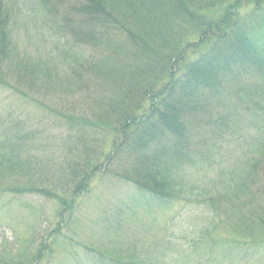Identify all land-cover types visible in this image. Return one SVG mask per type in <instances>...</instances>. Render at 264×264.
Segmentation results:
<instances>
[{
	"label": "trees",
	"instance_id": "1",
	"mask_svg": "<svg viewBox=\"0 0 264 264\" xmlns=\"http://www.w3.org/2000/svg\"><path fill=\"white\" fill-rule=\"evenodd\" d=\"M37 1L70 21L83 49L67 41V47L50 52L54 65L29 61L20 56L0 11V64L9 70L1 85L19 100L16 111L10 107L0 114V196L54 200L63 221L74 213L75 199L88 191L89 180L113 160L129 164L124 177L141 191L170 204L185 197L188 175L201 166L191 125L201 103L218 100L235 112L250 107L264 112V0ZM201 40L209 43L206 52L178 70L188 49ZM89 48L98 58L67 64L68 55ZM60 70L63 78L52 77ZM25 107L38 115L24 114ZM215 121L226 130L239 115L224 112ZM101 134L114 135L108 151L97 146ZM56 231L15 258L7 256L15 251H0V264H40L52 254ZM102 256L99 264H136Z\"/></svg>",
	"mask_w": 264,
	"mask_h": 264
},
{
	"label": "rangeland",
	"instance_id": "2",
	"mask_svg": "<svg viewBox=\"0 0 264 264\" xmlns=\"http://www.w3.org/2000/svg\"><path fill=\"white\" fill-rule=\"evenodd\" d=\"M0 6L21 57L54 65L50 52L67 47V41L78 51L82 48L76 42L79 31L70 21L43 10L39 1L0 0ZM208 45L193 44L178 70ZM78 51L68 55L67 64L98 58L93 48L81 55ZM7 65L0 64L3 115L19 102L18 94L1 85L7 81ZM51 74L60 79L65 71ZM27 87L22 86L28 91ZM42 89L51 94L56 91ZM147 106L144 102L142 108ZM233 109L218 100L198 106L191 125L193 149L201 166L188 175L185 197L160 203L124 177L129 164L111 160V167L89 180L90 190L75 199L74 213L63 221L55 214L61 206L54 200L36 195L0 196V251H15L7 252L9 258L20 251H33L44 238L49 241L48 231L55 229L58 236L51 239L52 254L40 264H99L102 255L120 256L123 262L136 264H264V116L253 107ZM20 110L38 115L33 107ZM224 112L239 115V121L226 130L215 121ZM113 138V134L97 135V146L108 151ZM239 241L245 245L240 247ZM222 242L232 243L233 248L228 250ZM231 250L249 253L245 257L225 253Z\"/></svg>",
	"mask_w": 264,
	"mask_h": 264
},
{
	"label": "bare ground",
	"instance_id": "3",
	"mask_svg": "<svg viewBox=\"0 0 264 264\" xmlns=\"http://www.w3.org/2000/svg\"><path fill=\"white\" fill-rule=\"evenodd\" d=\"M206 43H207L206 40H201V41L199 42V45H200V44H206ZM207 47H208V46H207ZM207 47H205V49L201 51V54H200L199 56H197V58H199L201 55H203V54L206 52ZM188 50H189V49H188Z\"/></svg>",
	"mask_w": 264,
	"mask_h": 264
}]
</instances>
